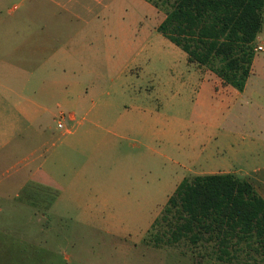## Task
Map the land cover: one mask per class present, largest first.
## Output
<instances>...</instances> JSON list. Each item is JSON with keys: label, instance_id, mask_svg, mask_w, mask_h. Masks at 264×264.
I'll return each mask as SVG.
<instances>
[{"label": "rangeland", "instance_id": "rangeland-1", "mask_svg": "<svg viewBox=\"0 0 264 264\" xmlns=\"http://www.w3.org/2000/svg\"><path fill=\"white\" fill-rule=\"evenodd\" d=\"M153 21L151 27L157 19ZM135 32L139 35V28ZM160 37L159 51L149 60L144 58L148 50L138 48L137 64L129 59L126 75L116 77L115 70L104 69L114 79L104 80L95 98L111 105L99 121L112 126L116 135L94 130V111L83 119L89 103L80 108L59 97L48 101L49 113L32 123L12 104L8 107L26 129L29 143L17 153L0 150L2 168L9 164L5 170L10 175L16 170L23 174L25 167L18 162L35 149L40 141L38 136L36 143L35 130L45 125L49 130L45 168L58 187L0 183V239L26 243L2 246V255L7 249L9 256L0 264H264V257L246 246L236 252L238 258L232 263L216 260L215 239L204 238L197 245L187 239L156 245L152 239L160 230L152 226L173 195L175 181L188 173L191 159L199 157L207 124L219 138L235 130L237 137L232 136L230 145L237 153L226 146L219 158L232 161L236 170L250 168L252 150L258 153L261 148L264 153V133L248 117L251 106L238 104L223 111L211 86H202L198 64L188 63L180 47L162 33ZM258 43L264 46V23ZM5 57L1 52L0 63ZM6 74L0 71V78ZM233 111L243 116L233 122ZM71 115L76 121L70 120ZM4 121L0 119V124ZM67 130L74 134L67 135ZM165 231L169 234L168 228H162L159 235Z\"/></svg>", "mask_w": 264, "mask_h": 264}, {"label": "crops", "instance_id": "crops-1", "mask_svg": "<svg viewBox=\"0 0 264 264\" xmlns=\"http://www.w3.org/2000/svg\"><path fill=\"white\" fill-rule=\"evenodd\" d=\"M153 19L157 21L151 27ZM164 19L165 15L147 0H0V53H6L0 71H7L8 75L0 78V119H5L0 124L1 152L15 150L17 153L29 143L20 119L7 111L11 104L19 115L32 123L49 113L48 101L59 97L78 103L80 108L83 103H89L90 108L85 111L83 119L94 111L97 118L92 121L94 130L116 135L112 126L102 125L99 121L107 115L111 105L107 100L97 101L95 98L100 94L99 87L104 80L114 79L113 76L108 78L104 69L115 70L116 77L126 75L128 65L137 64L139 55L136 51L141 45L142 52L148 50L144 58L149 60L159 51L161 37L157 30ZM138 28L139 35L135 32ZM259 45L262 44H255V47ZM255 52L251 74L243 91L224 86L214 73L202 66L197 67L202 86H211L212 96L221 99L223 111L225 107L228 110L238 104L250 105L248 117L256 129L264 133V46L263 51ZM58 103L57 106L61 107L62 103ZM241 116L240 112L233 111V122ZM70 120L76 121V116L71 115ZM206 127L207 139L200 148L201 154L191 159L188 173L175 181V191L186 178L232 174L250 182L264 199V153L260 152L261 148L258 153L250 152L252 162L249 169L236 170L232 161L219 158V153L227 147L237 153L230 145L232 136L237 137L235 130L224 132L221 143V138L209 132L208 124ZM35 132L36 143L38 136L39 143L18 162L23 163L24 173L16 170L15 175H10V170H5L9 164L2 168L1 159L0 183L8 180L19 182L18 187L25 183L48 189L58 187L45 168L49 130L40 124ZM66 134L73 135L74 132L67 130ZM213 139L219 140L214 146L210 145ZM16 140L17 144L14 143ZM191 149L196 150V147ZM209 157L213 159L211 164L208 163ZM12 244L26 245L22 240L14 243L0 239V259L9 256L6 257L7 249L2 255L1 247Z\"/></svg>", "mask_w": 264, "mask_h": 264}, {"label": "trees", "instance_id": "trees-1", "mask_svg": "<svg viewBox=\"0 0 264 264\" xmlns=\"http://www.w3.org/2000/svg\"><path fill=\"white\" fill-rule=\"evenodd\" d=\"M147 1L165 15L158 31L190 63L207 68L224 86L244 90L264 23V0ZM158 227L152 237L156 245L183 239L197 245L207 238L217 241L214 257L220 262H234L245 246L264 257V199L250 182L232 174L186 178L152 229ZM162 228L169 234L160 236Z\"/></svg>", "mask_w": 264, "mask_h": 264}, {"label": "built area", "instance_id": "built-area-1", "mask_svg": "<svg viewBox=\"0 0 264 264\" xmlns=\"http://www.w3.org/2000/svg\"><path fill=\"white\" fill-rule=\"evenodd\" d=\"M255 51H263V45L256 46Z\"/></svg>", "mask_w": 264, "mask_h": 264}]
</instances>
